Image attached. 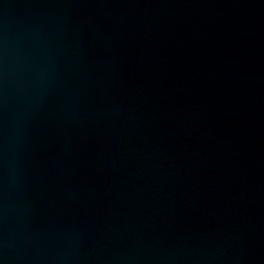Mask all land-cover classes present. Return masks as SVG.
Listing matches in <instances>:
<instances>
[{
	"label": "water",
	"instance_id": "obj_1",
	"mask_svg": "<svg viewBox=\"0 0 264 264\" xmlns=\"http://www.w3.org/2000/svg\"><path fill=\"white\" fill-rule=\"evenodd\" d=\"M0 264H264V0H0Z\"/></svg>",
	"mask_w": 264,
	"mask_h": 264
}]
</instances>
